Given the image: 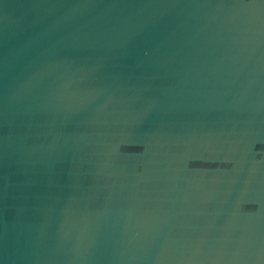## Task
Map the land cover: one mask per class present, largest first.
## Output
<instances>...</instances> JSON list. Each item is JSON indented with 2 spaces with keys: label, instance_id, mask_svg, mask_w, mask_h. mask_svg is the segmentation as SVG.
<instances>
[{
  "label": "water",
  "instance_id": "obj_1",
  "mask_svg": "<svg viewBox=\"0 0 264 264\" xmlns=\"http://www.w3.org/2000/svg\"><path fill=\"white\" fill-rule=\"evenodd\" d=\"M0 264H264V0H0Z\"/></svg>",
  "mask_w": 264,
  "mask_h": 264
}]
</instances>
